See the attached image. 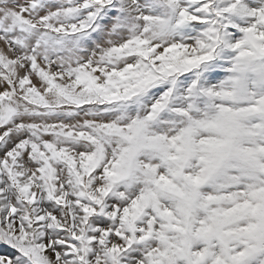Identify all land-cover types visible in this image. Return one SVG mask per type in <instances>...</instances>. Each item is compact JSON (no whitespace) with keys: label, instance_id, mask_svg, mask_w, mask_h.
Here are the masks:
<instances>
[{"label":"snow or ice","instance_id":"6c2138e0","mask_svg":"<svg viewBox=\"0 0 264 264\" xmlns=\"http://www.w3.org/2000/svg\"><path fill=\"white\" fill-rule=\"evenodd\" d=\"M0 264H264V0H0Z\"/></svg>","mask_w":264,"mask_h":264}]
</instances>
